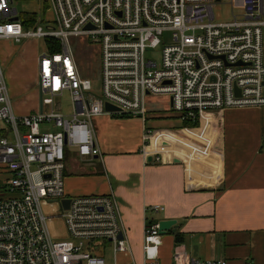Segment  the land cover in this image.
Wrapping results in <instances>:
<instances>
[{"label": "built area", "instance_id": "obj_1", "mask_svg": "<svg viewBox=\"0 0 264 264\" xmlns=\"http://www.w3.org/2000/svg\"><path fill=\"white\" fill-rule=\"evenodd\" d=\"M223 1L48 0L55 17L40 16L44 26L37 16L26 23L15 0H0V39L60 44L38 57L42 111H15L0 59V264H108L101 255L107 242L116 254H130L129 264H139L113 193H66L67 153L100 156L94 120L104 114L147 119L150 95L168 96L171 112L191 120L213 109L263 107L264 0H243L242 14L216 21L214 6ZM81 36L99 46L98 89L70 44ZM159 46V61L147 60L146 52ZM64 92L73 104L69 114L55 100ZM106 104L119 110L107 111ZM155 134L145 129L141 155L153 164L174 163L176 149ZM51 203L62 208L66 237L52 231L54 215L44 209ZM161 244L159 223L146 226L140 264H160ZM173 264L227 261H202L176 248Z\"/></svg>", "mask_w": 264, "mask_h": 264}, {"label": "crops", "instance_id": "obj_2", "mask_svg": "<svg viewBox=\"0 0 264 264\" xmlns=\"http://www.w3.org/2000/svg\"><path fill=\"white\" fill-rule=\"evenodd\" d=\"M44 4L51 8L48 0ZM38 94L28 112L17 113L37 111ZM149 116H98L101 155L81 158L68 151L66 193H113L129 242L134 246L137 239L141 252L146 226L176 220V232L162 235L160 264H173L176 248L202 261L264 264V106L209 110L197 127L170 111ZM147 127L176 149L174 163L153 164L141 155ZM176 234L183 243H176Z\"/></svg>", "mask_w": 264, "mask_h": 264}, {"label": "rangeland", "instance_id": "obj_3", "mask_svg": "<svg viewBox=\"0 0 264 264\" xmlns=\"http://www.w3.org/2000/svg\"><path fill=\"white\" fill-rule=\"evenodd\" d=\"M14 5L18 9L19 15L25 21H28L32 16L36 17L35 13H37L39 23L45 26L47 22L44 19L41 20L42 18L54 19L55 17L54 10L45 7L44 0H15ZM242 13L243 0H234L233 4L224 0L214 6L216 21H227L232 19L234 14ZM54 42L56 40L45 38L23 39L19 43L13 42L12 40L0 39V59L16 112L26 113L34 105L38 90L36 80L38 75V57L46 53ZM70 44L80 63L83 74L91 77L94 80L96 88H100L99 46L85 36L71 37ZM57 46H60V44L58 43ZM160 49L161 46L154 50H148L145 54L147 60L159 61ZM55 100L59 103L61 113L69 114L72 111L73 104L68 92H64L61 96L56 97ZM148 109L147 118L149 117V119H151L149 115L157 114V111L162 114L171 112L170 98L166 95H150ZM157 109H164L165 112ZM120 119L130 118L123 117ZM119 131L122 133V129ZM126 134L129 136V132H126ZM44 209L49 216L54 215V218L51 219V228L54 235L66 236V225L60 216L62 213L61 206L57 203H51L45 205ZM136 240L134 246L131 244V247L135 256L134 258L139 262L142 258V252L140 244ZM104 247L101 249V255L105 256L108 264H128L131 256H126L122 253L116 254L113 245L108 242Z\"/></svg>", "mask_w": 264, "mask_h": 264}, {"label": "water", "instance_id": "obj_4", "mask_svg": "<svg viewBox=\"0 0 264 264\" xmlns=\"http://www.w3.org/2000/svg\"><path fill=\"white\" fill-rule=\"evenodd\" d=\"M17 19H18V17H15V20H17ZM222 58L224 59V56H222ZM38 95H39V109H40V111H42L43 90H42L41 86L39 87V94ZM106 110L107 111H118L119 109L113 105L106 104ZM149 160H151V158ZM70 201H71L70 198H66L62 201L65 208H68ZM159 225H160V231H161L162 235L167 233L169 230H171L174 233V232H176L177 227H178L176 220H161V221H159ZM119 236H120V238H122V236H123L122 233ZM195 255H197V252L195 253Z\"/></svg>", "mask_w": 264, "mask_h": 264}, {"label": "trees", "instance_id": "obj_5", "mask_svg": "<svg viewBox=\"0 0 264 264\" xmlns=\"http://www.w3.org/2000/svg\"><path fill=\"white\" fill-rule=\"evenodd\" d=\"M35 19H36V17H33L32 16V18H30L26 23H28V22L33 23L35 21ZM57 45H58L57 41L54 42L53 45L50 46V48H49L50 51L51 52H56V51L60 50V47L57 46ZM116 116L119 117V118L132 117V116H128V115H125V114H123V115H116ZM178 117L179 118H182L181 116H178ZM183 123H184V125L197 127V126H199L200 121H199V119L191 120L189 118H185V119H183ZM175 241H176L177 244L183 243V237H182V235L181 234H176Z\"/></svg>", "mask_w": 264, "mask_h": 264}, {"label": "snow or ice", "instance_id": "obj_6", "mask_svg": "<svg viewBox=\"0 0 264 264\" xmlns=\"http://www.w3.org/2000/svg\"><path fill=\"white\" fill-rule=\"evenodd\" d=\"M0 7H3V5H2V4H0Z\"/></svg>", "mask_w": 264, "mask_h": 264}]
</instances>
